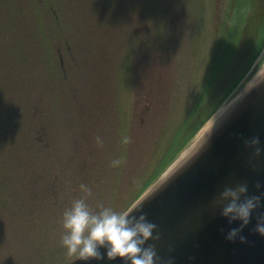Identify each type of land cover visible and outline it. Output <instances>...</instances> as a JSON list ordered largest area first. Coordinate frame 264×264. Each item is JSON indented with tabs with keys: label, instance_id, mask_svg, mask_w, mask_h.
Returning <instances> with one entry per match:
<instances>
[{
	"label": "rangeland",
	"instance_id": "rangeland-1",
	"mask_svg": "<svg viewBox=\"0 0 264 264\" xmlns=\"http://www.w3.org/2000/svg\"><path fill=\"white\" fill-rule=\"evenodd\" d=\"M231 25L234 79L264 34V0H0V196L16 203L0 220V264H68L62 217L81 184L93 210L125 211L194 147L264 54L195 128Z\"/></svg>",
	"mask_w": 264,
	"mask_h": 264
},
{
	"label": "water",
	"instance_id": "water-1",
	"mask_svg": "<svg viewBox=\"0 0 264 264\" xmlns=\"http://www.w3.org/2000/svg\"><path fill=\"white\" fill-rule=\"evenodd\" d=\"M207 133L134 201L150 195L142 208L149 221L158 226L160 239L147 244H155L158 264H168L169 260L171 264H264V236L254 230L258 214L264 213V196L261 207L233 241L226 236L240 228L241 222L229 223L221 215L222 209L214 206L226 186L246 184L247 195L264 194V83L250 85L242 92L211 126L210 135ZM206 135L203 147L160 186L162 178L179 167ZM257 137L262 151L254 156V148L248 143ZM99 251L101 260L74 258L68 264H125L119 257L108 260L105 248Z\"/></svg>",
	"mask_w": 264,
	"mask_h": 264
},
{
	"label": "clouds",
	"instance_id": "clouds-1",
	"mask_svg": "<svg viewBox=\"0 0 264 264\" xmlns=\"http://www.w3.org/2000/svg\"><path fill=\"white\" fill-rule=\"evenodd\" d=\"M261 61H264L262 54L256 61L258 69L250 82L251 87L264 83V75H259ZM211 127L207 135H210ZM207 135L203 137L197 149L191 153L182 164L166 174L160 183L163 185L176 171L185 165L206 143ZM97 144L103 147V140L96 138ZM125 139L124 143H129ZM259 138H253L248 146L254 148V156H259L262 149L259 147ZM121 164L120 159L111 161V167L116 168ZM159 186V187H160ZM80 191L82 196L74 199L71 206L67 208L62 217V227L64 232L60 242L66 249V255L75 260H101L103 257L100 248L106 249L108 260H115L117 257L125 261V264H158L159 257L156 252L155 244H147L149 240L158 241L160 239L158 226L149 221L147 214L143 212V202L147 198L137 201L125 211L117 212L112 207H105L102 202H97L96 209L90 208L87 200L92 196L89 186L81 184ZM256 187H259L257 185ZM246 184L236 187H224L214 201L215 207L222 209L221 215L229 219V223L240 221V228L232 229L226 239L233 241L248 225L254 211L261 207V196L247 195ZM243 197V199H241ZM133 212L139 215H132ZM261 236H264V213L257 216V225L254 229ZM156 233V235H154ZM245 238L240 237L244 242ZM147 244V246H145ZM171 264V260L168 261Z\"/></svg>",
	"mask_w": 264,
	"mask_h": 264
},
{
	"label": "trees",
	"instance_id": "trees-1",
	"mask_svg": "<svg viewBox=\"0 0 264 264\" xmlns=\"http://www.w3.org/2000/svg\"><path fill=\"white\" fill-rule=\"evenodd\" d=\"M244 0H241V2ZM246 5V4H245ZM236 17V16H235ZM233 25L230 26V30L227 33L224 44L220 45L216 53V57L211 64L209 71L207 72V81L204 83L202 90L200 91L193 111L190 113V117H196L195 128L197 125H201L202 122L207 119L216 107L224 100L236 83L247 72L253 59L256 58L262 47L264 46V34L257 44L253 46L252 54L246 59L245 66L240 70V73L232 79L230 76V68L232 63L234 64L235 55L240 52L239 48V33L235 35L233 33ZM232 79V80H231ZM188 118V119H189ZM194 128V129H195ZM193 131V130H192ZM192 131L190 137L192 135ZM194 132V131H193ZM183 142L173 146L174 152L170 153L165 163L170 161L174 157L175 153L182 147ZM164 163V164H165Z\"/></svg>",
	"mask_w": 264,
	"mask_h": 264
},
{
	"label": "flooded vegetation",
	"instance_id": "flooded-vegetation-1",
	"mask_svg": "<svg viewBox=\"0 0 264 264\" xmlns=\"http://www.w3.org/2000/svg\"><path fill=\"white\" fill-rule=\"evenodd\" d=\"M28 188L29 187H27L26 189H28ZM29 190H31V188ZM25 191H28V190H25ZM0 194H1V192H0ZM19 203L21 205H24L25 204L26 206H28V201L19 202ZM14 204H16V203H13L11 201L8 204L6 202H2L1 196H0V220H2L5 217V215L7 214V212H8V214L9 213L11 214V213H13V211H15L16 207H14Z\"/></svg>",
	"mask_w": 264,
	"mask_h": 264
},
{
	"label": "bare ground",
	"instance_id": "bare-ground-1",
	"mask_svg": "<svg viewBox=\"0 0 264 264\" xmlns=\"http://www.w3.org/2000/svg\"><path fill=\"white\" fill-rule=\"evenodd\" d=\"M234 101V100H233ZM232 101V102H233ZM231 102V103H232ZM231 103L229 104V105H227L226 107H223V108H221L213 117H212V119L209 121V123H208V125L205 127V128H203L202 130H201V132H200V134H199V138L202 136V135H204V133L218 120V118L223 114V112L231 105ZM198 138V139H199ZM198 141V140H197ZM197 141H196V143H197ZM195 143V144H196ZM195 144H194V146H195ZM189 152V151H188Z\"/></svg>",
	"mask_w": 264,
	"mask_h": 264
}]
</instances>
